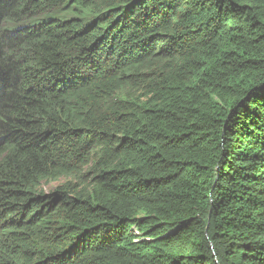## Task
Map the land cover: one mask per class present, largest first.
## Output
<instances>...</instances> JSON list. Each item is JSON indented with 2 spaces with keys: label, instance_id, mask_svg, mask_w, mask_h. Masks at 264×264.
Returning <instances> with one entry per match:
<instances>
[{
  "label": "trees",
  "instance_id": "1",
  "mask_svg": "<svg viewBox=\"0 0 264 264\" xmlns=\"http://www.w3.org/2000/svg\"><path fill=\"white\" fill-rule=\"evenodd\" d=\"M0 107V264H264V0H0Z\"/></svg>",
  "mask_w": 264,
  "mask_h": 264
},
{
  "label": "rangeland",
  "instance_id": "2",
  "mask_svg": "<svg viewBox=\"0 0 264 264\" xmlns=\"http://www.w3.org/2000/svg\"><path fill=\"white\" fill-rule=\"evenodd\" d=\"M14 27L12 26L11 29H13ZM21 30V26H17L15 28V32H19ZM63 180H59V181H53V182H50L49 184H46L44 187H43V190L44 191H50L53 189V187L57 186L58 184L62 183Z\"/></svg>",
  "mask_w": 264,
  "mask_h": 264
},
{
  "label": "bare ground",
  "instance_id": "3",
  "mask_svg": "<svg viewBox=\"0 0 264 264\" xmlns=\"http://www.w3.org/2000/svg\"><path fill=\"white\" fill-rule=\"evenodd\" d=\"M18 16V15H17ZM27 23V22H26ZM10 25V24H9ZM13 25V24H12ZM30 32V31H29ZM14 34V33H13ZM29 34V33H28ZM35 35V34H34ZM40 38V37H39ZM18 40V39H17ZM13 43V42H12ZM38 47V46H37ZM37 55V54H36ZM45 60V59H44ZM42 64V63H41ZM46 66V65H45ZM48 66V65H47ZM10 67V66H9ZM43 67V66H42ZM53 67V66H52ZM46 69V68H45ZM20 70V69H19ZM39 70V69H38ZM50 70V68H49ZM29 71V70H28ZM19 83V82H18ZM20 85V84H19ZM27 85V84H26ZM56 87V86H55ZM9 92V90H8ZM26 96V95H25ZM31 96V95H30ZM11 98V97H10ZM2 101V100H1ZM7 102V101H6ZM42 103V102H41ZM16 105V104H15ZM29 106V105H28ZM1 108V107H0ZM9 110V109H8ZM35 110V109H34ZM22 114V113H21ZM1 116V114H0ZM6 117V116H5ZM23 117V116H22ZM26 117V116H25ZM30 117V116H29ZM22 120V119H21ZM43 121V120H42ZM23 122V121H22ZM50 123V122H49ZM36 128V127H35ZM55 128V127H54ZM30 130V129H29ZM32 131V130H31ZM40 132V131H39ZM27 134V133H26ZM52 134V133H51ZM38 135V134H37ZM19 139V138H18ZM39 139V138H38ZM5 147V146H4ZM15 150V149H14ZM5 151V150H4ZM25 152V151H24ZM24 156V155H23ZM5 165V164H4ZM7 165V164H6ZM86 180V179H85ZM11 210V209H10Z\"/></svg>",
  "mask_w": 264,
  "mask_h": 264
}]
</instances>
